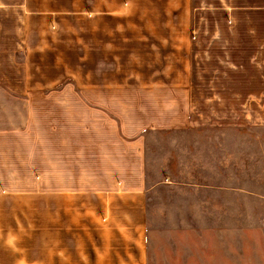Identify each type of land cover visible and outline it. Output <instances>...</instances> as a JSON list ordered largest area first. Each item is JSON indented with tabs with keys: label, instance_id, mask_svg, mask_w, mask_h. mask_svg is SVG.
Here are the masks:
<instances>
[{
	"label": "crops",
	"instance_id": "obj_1",
	"mask_svg": "<svg viewBox=\"0 0 264 264\" xmlns=\"http://www.w3.org/2000/svg\"><path fill=\"white\" fill-rule=\"evenodd\" d=\"M51 1L0 0V196L142 195L180 187L196 194L188 207L212 210L197 223V254L250 264L253 247L264 264L263 216L249 213L239 222L232 212L219 214L264 210V0H181L185 65L178 83L34 87L26 61L30 31ZM205 65L211 71L201 70ZM120 240L106 239L100 264L124 256L129 246ZM133 249H141L138 242ZM177 251L161 264L191 261ZM6 257L0 264H29Z\"/></svg>",
	"mask_w": 264,
	"mask_h": 264
},
{
	"label": "rangeland",
	"instance_id": "obj_2",
	"mask_svg": "<svg viewBox=\"0 0 264 264\" xmlns=\"http://www.w3.org/2000/svg\"><path fill=\"white\" fill-rule=\"evenodd\" d=\"M50 5L41 9L30 31L26 61L34 87H57L67 81L79 86L180 81L185 65L181 0H52ZM118 9L123 13H116ZM210 68L201 66L203 71ZM161 146L155 144L158 154ZM153 153L147 144L148 171ZM195 195L180 187H159L142 195L0 196V257L8 260L11 253L12 261L29 264H100L106 239L117 238L129 248L121 251L124 256L111 257L114 264H161L171 261L178 248L189 255L186 264L196 259L200 264H222L220 254L213 258L195 251L197 223L212 212L188 207ZM230 212L239 222L258 213L264 230V210H219L221 217ZM164 233L171 241L158 239ZM251 239L256 240L253 234ZM137 242L141 249L131 250ZM261 245L264 249V235ZM255 249L250 248V264H259ZM229 258L232 262V255Z\"/></svg>",
	"mask_w": 264,
	"mask_h": 264
}]
</instances>
